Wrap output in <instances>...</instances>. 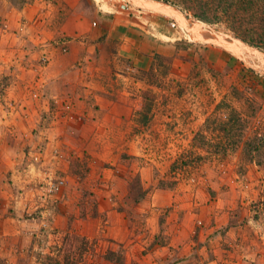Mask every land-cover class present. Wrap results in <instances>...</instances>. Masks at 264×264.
I'll return each mask as SVG.
<instances>
[{"label": "rangeland", "instance_id": "1", "mask_svg": "<svg viewBox=\"0 0 264 264\" xmlns=\"http://www.w3.org/2000/svg\"><path fill=\"white\" fill-rule=\"evenodd\" d=\"M92 1L170 48L103 91L116 101L104 111L132 118L118 124L87 100L43 107L56 86L42 82L45 47L0 28V144L18 149L26 181L0 171V264H264V73L165 15ZM43 132L55 139L35 150L58 161L34 183L25 164L39 157L22 152Z\"/></svg>", "mask_w": 264, "mask_h": 264}, {"label": "crops", "instance_id": "2", "mask_svg": "<svg viewBox=\"0 0 264 264\" xmlns=\"http://www.w3.org/2000/svg\"><path fill=\"white\" fill-rule=\"evenodd\" d=\"M0 17V28H4L14 43L27 42L45 47L49 63L45 67L46 74L42 82L52 81L56 86L51 97L41 98L43 107L54 98L69 102L70 97H73V101L78 99L80 104L87 100V106H99L104 119H113L118 124H131L132 118L127 114L115 116L111 111H104L111 104L115 105L116 101L110 100L103 91L109 92L108 89L114 84L118 85L126 69L145 70L156 55L164 54L167 46L170 48L169 44L166 46L164 43V38H168L164 31L150 32L148 26L135 23L134 17L122 11L103 13L92 0H27L23 4L16 0H0ZM123 134L127 132L122 133L121 137ZM52 136V133L44 132L40 136L32 135L29 142H34L36 147L31 148L28 155L26 151L22 152L27 160H30L29 156L39 157L35 158L38 162L25 164L29 166L28 170H34V183H37L38 176L45 173L44 169L51 163V157L55 163L58 161L48 148L44 149L45 153L35 150L52 145L55 139ZM6 146L0 144V171H12L14 180L11 183L15 189L17 183H26L22 179L25 166L19 167L20 161L16 158L20 155L18 149ZM2 195L4 190L0 191ZM13 235L22 240L20 232H14Z\"/></svg>", "mask_w": 264, "mask_h": 264}, {"label": "trees", "instance_id": "3", "mask_svg": "<svg viewBox=\"0 0 264 264\" xmlns=\"http://www.w3.org/2000/svg\"><path fill=\"white\" fill-rule=\"evenodd\" d=\"M206 24L226 25L243 41L264 48V0H162Z\"/></svg>", "mask_w": 264, "mask_h": 264}, {"label": "water", "instance_id": "4", "mask_svg": "<svg viewBox=\"0 0 264 264\" xmlns=\"http://www.w3.org/2000/svg\"><path fill=\"white\" fill-rule=\"evenodd\" d=\"M126 5L172 19L195 42L213 45L232 54L248 67L264 73V51L215 26L196 20L162 0H125ZM123 5L122 8H126ZM250 61L252 63H250Z\"/></svg>", "mask_w": 264, "mask_h": 264}, {"label": "bare ground", "instance_id": "5", "mask_svg": "<svg viewBox=\"0 0 264 264\" xmlns=\"http://www.w3.org/2000/svg\"><path fill=\"white\" fill-rule=\"evenodd\" d=\"M250 63H252V62L250 61Z\"/></svg>", "mask_w": 264, "mask_h": 264}]
</instances>
